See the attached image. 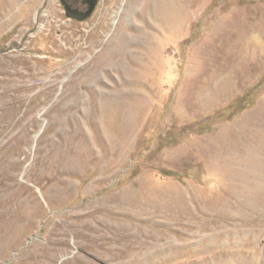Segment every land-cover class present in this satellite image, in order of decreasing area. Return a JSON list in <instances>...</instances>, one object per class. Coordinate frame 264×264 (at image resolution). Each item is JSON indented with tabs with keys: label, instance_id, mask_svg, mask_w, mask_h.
I'll return each mask as SVG.
<instances>
[{
	"label": "rangeland",
	"instance_id": "374dc122",
	"mask_svg": "<svg viewBox=\"0 0 264 264\" xmlns=\"http://www.w3.org/2000/svg\"><path fill=\"white\" fill-rule=\"evenodd\" d=\"M4 56L0 264H264V0H0Z\"/></svg>",
	"mask_w": 264,
	"mask_h": 264
},
{
	"label": "bare ground",
	"instance_id": "6f19581e",
	"mask_svg": "<svg viewBox=\"0 0 264 264\" xmlns=\"http://www.w3.org/2000/svg\"><path fill=\"white\" fill-rule=\"evenodd\" d=\"M9 57H12V56H9ZM8 56H4L3 59H0V68L3 69L4 67L8 66L9 65V61H8ZM1 71H5V70H1ZM246 171L247 172H253V173H257L259 175V177L261 176V180L264 181V173H262L264 171V163H247L246 165ZM262 181V182H263ZM261 182V183H262ZM29 188V185H23L21 187V189L23 190H27ZM6 205L5 202L1 199L0 200V206H4Z\"/></svg>",
	"mask_w": 264,
	"mask_h": 264
},
{
	"label": "flooded vegetation",
	"instance_id": "af4514ba",
	"mask_svg": "<svg viewBox=\"0 0 264 264\" xmlns=\"http://www.w3.org/2000/svg\"><path fill=\"white\" fill-rule=\"evenodd\" d=\"M71 14H81L87 9V3L91 0H62Z\"/></svg>",
	"mask_w": 264,
	"mask_h": 264
},
{
	"label": "water",
	"instance_id": "95a60500",
	"mask_svg": "<svg viewBox=\"0 0 264 264\" xmlns=\"http://www.w3.org/2000/svg\"><path fill=\"white\" fill-rule=\"evenodd\" d=\"M60 1H61V3L64 6V10H65L66 14L68 16H70V17H76L77 19H85L87 16H89L90 13L92 12V10L94 9L95 4H96V0H91L90 2L87 3L88 4L87 5V9L83 13H81V14H71V13L68 12V10H67L66 6L64 5L63 1L62 0H60Z\"/></svg>",
	"mask_w": 264,
	"mask_h": 264
}]
</instances>
